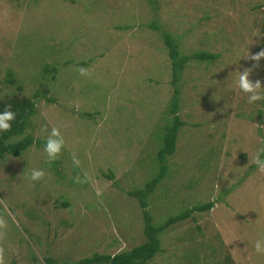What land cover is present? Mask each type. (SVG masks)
<instances>
[{
  "label": "rangeland",
  "instance_id": "1",
  "mask_svg": "<svg viewBox=\"0 0 264 264\" xmlns=\"http://www.w3.org/2000/svg\"><path fill=\"white\" fill-rule=\"evenodd\" d=\"M153 22L180 54L215 58L184 64L183 125L147 209L161 224L214 204L162 231L150 262L264 264L254 249L264 239V172L250 158L264 147V100L248 103L237 83L255 63L244 56L264 49V0H0V101L38 92L24 135L46 141L59 127L65 140L51 162L37 143L0 158L5 264L70 263L145 241L127 191L157 174L172 122L171 61ZM250 79L264 81V59ZM34 168L42 180H31Z\"/></svg>",
  "mask_w": 264,
  "mask_h": 264
},
{
  "label": "trees",
  "instance_id": "2",
  "mask_svg": "<svg viewBox=\"0 0 264 264\" xmlns=\"http://www.w3.org/2000/svg\"><path fill=\"white\" fill-rule=\"evenodd\" d=\"M149 27L154 29H161L165 45L168 49V56L171 61V84L173 86V93L170 103L172 122L167 125L166 132L163 135L162 147L157 152V158L160 164L159 170L154 177H152L145 183L144 187L127 191V194L135 197L140 204L143 215V234L145 237V241L140 244L134 245L126 251H121L114 254L94 253L90 256H84L70 263H53L54 260L51 257L46 256V258L43 260H46L47 264H151L150 261L159 251V235L162 231L166 230L174 223L183 221L193 212L210 210L214 204L213 202L209 201L203 204L194 205L178 214L167 217L161 224H154L152 222V216L147 209L149 195L154 191L156 186L165 178L167 174V156L171 155L175 151L177 134L180 126L183 125V121L178 115V110L180 91L179 83L181 80V72L184 68V64L192 58L199 60H208L215 58L214 54H210L208 52H194L188 55H182L180 54L176 40L168 32L162 30L158 22L149 24ZM48 69L50 70V68H46L45 70L49 71ZM38 94V92H35L32 98L0 101V112L5 109L6 105L10 104L12 106V110L17 114L16 119L11 122V131L0 132V158H2L5 153H9L13 156H19L24 149H26L33 143L45 145L46 141L40 138H34L31 134L24 135L28 121L35 112V99L39 97ZM12 138L16 139L11 140ZM62 205H68L67 201H63Z\"/></svg>",
  "mask_w": 264,
  "mask_h": 264
},
{
  "label": "clouds",
  "instance_id": "3",
  "mask_svg": "<svg viewBox=\"0 0 264 264\" xmlns=\"http://www.w3.org/2000/svg\"><path fill=\"white\" fill-rule=\"evenodd\" d=\"M250 61H254L255 63L252 64L251 67H245L243 71L239 70L238 73V87L241 91L248 93V103H255L260 100H264V81H261L260 79L252 80L250 79V76L252 75L253 71L256 68L260 67V61L261 59H264V49H261L260 51L256 52L255 54H247L244 56ZM81 75H86L87 71L84 68L79 69ZM16 112L12 110V106L6 105L5 109L0 112V132H9L12 129V121L16 119ZM47 130V129H45ZM65 146V140L63 135L61 134L59 127H53L51 129V132L49 133L46 143L44 146V151L47 154L48 161H54L56 160L62 149ZM262 154H264V147L257 150V153L254 157L251 158V162H254L259 171L264 172V159H262ZM80 160L79 158L73 153V164L75 166H80ZM45 171L43 169H33L31 172V180L33 181H40L45 176ZM85 179L84 181H81V178L78 176L76 177V182H87L91 179L90 176H88L87 173L84 174ZM101 193L97 191V195H100ZM7 229V221L4 219L3 216H0V230H6ZM4 232L0 231V236H3ZM254 249L256 253L258 254H264V239L257 240L254 243ZM0 264H5L4 259V249L0 248Z\"/></svg>",
  "mask_w": 264,
  "mask_h": 264
}]
</instances>
